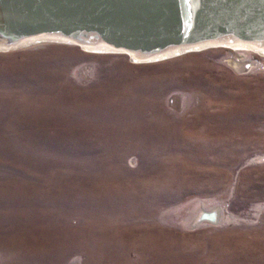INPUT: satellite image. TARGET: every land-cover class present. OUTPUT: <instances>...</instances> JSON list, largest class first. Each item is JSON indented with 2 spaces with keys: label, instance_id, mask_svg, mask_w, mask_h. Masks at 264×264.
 <instances>
[{
  "label": "rangeland",
  "instance_id": "374dc122",
  "mask_svg": "<svg viewBox=\"0 0 264 264\" xmlns=\"http://www.w3.org/2000/svg\"><path fill=\"white\" fill-rule=\"evenodd\" d=\"M28 45L0 52V264H264V54Z\"/></svg>",
  "mask_w": 264,
  "mask_h": 264
},
{
  "label": "water",
  "instance_id": "95a60500",
  "mask_svg": "<svg viewBox=\"0 0 264 264\" xmlns=\"http://www.w3.org/2000/svg\"><path fill=\"white\" fill-rule=\"evenodd\" d=\"M33 40L137 63L225 43L262 46L264 0H0V52L30 47L22 43ZM217 216L216 209L200 211L190 227L215 224Z\"/></svg>",
  "mask_w": 264,
  "mask_h": 264
},
{
  "label": "bare ground",
  "instance_id": "6f19581e",
  "mask_svg": "<svg viewBox=\"0 0 264 264\" xmlns=\"http://www.w3.org/2000/svg\"><path fill=\"white\" fill-rule=\"evenodd\" d=\"M42 39L44 40V38H42ZM43 40L26 41V42H24L22 44H24V45H27V44H41L43 42ZM220 46H222L221 48H229V49L245 48V49L254 50V51H257V52H259L261 54H264V45H262V46H255V45L227 44V43H225V44L220 45ZM90 50L91 51H99V52H109L108 50H102V49H98V48H91ZM177 52H179V51L170 52L167 55L174 54V53H177ZM133 58H135V57H133ZM137 60H140L141 61V59H138V58H137ZM231 66H232V68L234 70H237L238 72H243V68L245 67V63L238 62V61H232L231 62Z\"/></svg>",
  "mask_w": 264,
  "mask_h": 264
}]
</instances>
